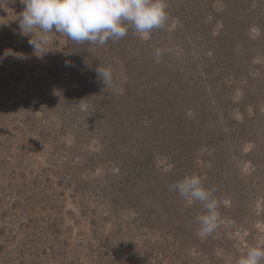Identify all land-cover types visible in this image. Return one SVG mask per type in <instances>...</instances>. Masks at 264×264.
Segmentation results:
<instances>
[{"label":"rangeland","instance_id":"1","mask_svg":"<svg viewBox=\"0 0 264 264\" xmlns=\"http://www.w3.org/2000/svg\"><path fill=\"white\" fill-rule=\"evenodd\" d=\"M165 3L144 38L49 33L35 52L24 5L0 0V264H237L264 247V0ZM193 174L221 221L203 237V205L171 190Z\"/></svg>","mask_w":264,"mask_h":264},{"label":"clouds","instance_id":"2","mask_svg":"<svg viewBox=\"0 0 264 264\" xmlns=\"http://www.w3.org/2000/svg\"><path fill=\"white\" fill-rule=\"evenodd\" d=\"M24 11L19 19L23 34L36 31V38L28 40L35 52H43L42 44L49 33L67 36L76 43L104 45L125 37L129 28L141 37L153 29L162 28L168 19L165 0H20ZM159 55V53H157ZM66 66H71L66 64ZM98 77L106 85L111 79L108 68H96ZM171 190L188 202L199 201L205 214L197 216L200 237L211 235L220 224L217 201L213 192L204 187L199 176L193 174L171 185ZM264 247H249L237 264H261Z\"/></svg>","mask_w":264,"mask_h":264}]
</instances>
